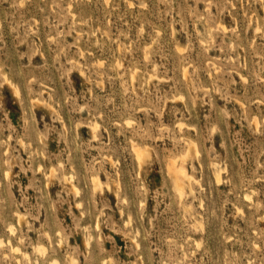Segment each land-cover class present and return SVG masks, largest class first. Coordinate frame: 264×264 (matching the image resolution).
<instances>
[{
	"label": "rangeland",
	"instance_id": "rangeland-1",
	"mask_svg": "<svg viewBox=\"0 0 264 264\" xmlns=\"http://www.w3.org/2000/svg\"><path fill=\"white\" fill-rule=\"evenodd\" d=\"M0 236V264H264V0H0Z\"/></svg>",
	"mask_w": 264,
	"mask_h": 264
},
{
	"label": "bare ground",
	"instance_id": "bare-ground-1",
	"mask_svg": "<svg viewBox=\"0 0 264 264\" xmlns=\"http://www.w3.org/2000/svg\"><path fill=\"white\" fill-rule=\"evenodd\" d=\"M16 91H17V90H16ZM181 126H182V125H181ZM93 133H94V132H93ZM193 142H194V141H193ZM193 142H192V143H193ZM133 146H134V145H133ZM193 146H194V145H193ZM135 148H137L136 144H135ZM194 148H195V147H194ZM131 149H132V147H131ZM133 149H134V148H133ZM136 151H137V150H136ZM194 152H196V151H194ZM137 153H138V152H137ZM133 154H134V153H133ZM135 154H136V153H135ZM140 154H141V153H140ZM195 155H196V154H195ZM135 156L138 158L137 155H135ZM144 156H145V155H144ZM142 157H143V156H142ZM181 157H182V156H181ZM195 157H196V156H195ZM137 158H136L135 160H137ZM182 158H183V157H182ZM180 159H181V158H180ZM137 161H138V160H137ZM137 161H136V162H137ZM178 161H180V160H178ZM172 163H174V162H172ZM172 163H170V164H172ZM178 163H179V162H178ZM170 166H172V165H170ZM178 166H179V165H178ZM178 166H177V167H178ZM60 167H61V166H60ZM173 167H174V166H173ZM39 168H40V167H39ZM39 168H38V169H39ZM51 169H53V168L51 167ZM178 169H180V168H178ZM217 169H218V168H217ZM8 170H9V169H8ZM8 170H7V171H8ZM181 170H182V169H180V171H181ZM7 171H5V172H7ZM38 171H39V170H38ZM176 171H177V169H176ZM176 171H175V172H176ZM178 171H179V170H178ZM5 172H4V174H5ZM51 172H52V171H51ZM182 172H183V170H182ZM214 172H215V171H214ZM172 173H174V172L172 171ZM176 173H177V172H176ZM179 173H181V172H179ZM65 174H66V173H65ZM182 174H183V173H181V175H182ZM184 174H185V172H184ZM213 174H214V173H213ZM47 175H48V174H47ZM93 175H95V174H93ZM93 175H92V177H93ZM188 175H189V174H188ZM188 175H187V176H188ZM5 176H6V174H5ZM62 176H63V175H62ZM95 176H96V175H95ZM182 176H183V175H182ZM182 176H181V177H182ZM69 177H71V176H69ZM92 177H91V178H92ZM217 177H218V176H217ZM47 178H48V177H47ZM67 178H68V177H67ZM93 178H94V177H93ZM189 178H190V177H189ZM183 179H185V177H184ZM192 180H194V179H192ZM50 181H51V180H50ZM92 181H93V180H92ZM68 182H69V181H68ZM97 182H98V181H97ZM97 182H96V184L99 185ZM71 183H72V182H71ZM178 183H179V182H178ZM181 183H182V182H181ZM188 184H189V183H188ZM174 185H175V187L177 186V185L175 184V181H174ZM69 187H70V186H69ZM76 187H77V186H76ZM175 187H174V188H175ZM176 188H177V187H176ZM76 189H77V188H76ZM78 189H79V188H78ZM177 189H178V188H177ZM181 191H182V190H181ZM73 192H74V191H73ZM76 192H78V190H77ZM178 192H179V191H178ZM92 193H93V192H92ZM179 193H180V192H179ZM47 194H48V193H47ZM77 194H78V193H77ZM178 196H179V195H178ZM78 204H79V203H78ZM76 205H77V204H76ZM79 205H80V204H79ZM77 206H78V205H77ZM79 207H80V206H79ZM237 210H238V209H237ZM240 211H241V210H240ZM17 212H18V211H17ZM81 212H82V211H81ZM20 214H21V213H20ZM18 215H19V214H18ZM18 215H17V216H18ZM21 215H22V214H21ZM21 215H20V217H21ZM3 217H4V216H3ZM18 217H19V216H18ZM20 217H19V218H20ZM19 218H18V219H19ZM25 220H26V219H25ZM24 222H25V221H24ZM17 224H18V223H17ZM25 224H26V223H25ZM10 225H11V224H10ZM50 226H51V225H50ZM8 227H9V226H8ZM8 227H7V228H8ZM11 227H12V226H11ZM16 227H17V226H16ZM18 228H19V227H18ZM8 229H10V227H9ZM10 230H11V229H10ZM10 230H9V231H10ZM54 230H55V229H54ZM19 231H20V229H19ZM10 232H11V231H10ZM16 232H17V231H16ZM57 232H58V231H57ZM13 233H14V232H13ZM13 233H12V234H13ZM46 234H47V233H46ZM48 234H49V232H48ZM58 234H59V233H58ZM19 235H20V234H19ZM21 235H22V234H21ZM56 235H57V233H56ZM15 236H16V235H15ZM23 236H24V235H23ZM47 236H48V235H47ZM83 236H84V235H83ZM86 236H87V234H86ZM0 237H1V236H0ZM59 237H60V236H59ZM88 237H89V236H88ZM88 237H87V238H88ZM19 239H20V236H19ZM59 240H60V239H59ZM14 241H15V240H14ZM11 242H12V240H11ZM20 242H22V241H20ZM0 243L3 244V242H0ZM8 243H9V242H8ZM12 243H13V242H12ZM16 243H17V242H16ZM56 243H57V242H56ZM30 244H31V243H30ZM51 244H52V243H51ZM59 244H60V243H59ZM91 244H92V243H91ZM8 245H9V244H8ZM32 245H33V244H32ZM37 245H38V244H37ZM85 245H86V244H85ZM41 246H42V245H41ZM58 246H59V245H58ZM16 247H17V246H16ZM23 247H24V246H23ZM23 247H22V248H23ZM48 247H50V246H48ZM14 248H15V245H14ZM17 248H18V247H17ZM17 248H15V250H17ZM35 248H36L35 251H37V254H38V253L43 254V253L45 252V249H43V247L37 246V247H35ZM85 248H86V247H85ZM52 250H53V249H52ZM52 250H50V251H52ZM17 251H19V250H17ZM21 251H22V250H21ZM48 251H49V250H48ZM55 251H56V250H54V253H55ZM10 252H11V251H10ZM24 252H25V251H24ZM18 253H19V252H18ZM86 253H87V252H86ZM92 253H93V252H92ZM14 254H15V253H14ZM34 254H35V253H34ZM52 254H53V253H52ZM56 254H57V252H56ZM46 255H47V253H46ZM88 255L90 256L91 254H88ZM21 256H22V255H21ZM25 256L27 257V253H26ZM25 256H24V257H25ZM30 256H32V255H30ZM38 256H39V255H38ZM38 256H37V257H38ZM14 257H15V256H14ZM39 257H40V256H39ZM44 257H45V256H44ZM51 257H52V256H51ZM63 257H64V256H63ZM27 258H28V257H27ZM41 258H42V257H41ZM41 258H40V259H41ZM66 258H67V257H66ZM69 258H70V257H69ZM87 258H88V257H87ZM89 258H90V257H89ZM91 258H93V257H91ZM15 259H16V258H15ZM17 259H18V258H17ZM48 259H49V258H48ZM48 259H47V260H48ZM33 260H34V259H33ZM33 260L31 259V261H33ZM42 260H43V259H42ZM54 260H55V259H54ZM71 260H72V259H71ZM71 260H70V261H71ZM74 260H75V259H74ZM74 260H73V261H74ZM89 260H90V259H89ZM34 261H35V260H34ZM43 261H44V260H43ZM43 261H42V262H43ZM52 261H53V260H52ZM52 261H51V262H52ZM73 261H72V262H73ZM75 261H76V260H75ZM104 261H105V259H104ZM104 261H103V262H104ZM106 261H107V260H106ZM16 262H18V260H16ZM24 262H25V261H24ZM27 262H28V260H27ZM36 262H37V261H36ZM39 262H41V261H39ZM56 262H57V261H56ZM100 262H101V261H100ZM111 262H112V261H111ZM14 263H15V260H14ZM20 263H21V262H20ZM48 263H49V262H48ZM54 263H55V262H54ZM70 263H71V262H70ZM90 263H91V262H90ZM32 264H33V263H32ZM36 264H37V263H36ZM49 264H50V263H49ZM92 264H93V263H92ZM103 264H104V263H103Z\"/></svg>",
	"mask_w": 264,
	"mask_h": 264
}]
</instances>
